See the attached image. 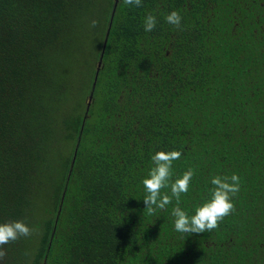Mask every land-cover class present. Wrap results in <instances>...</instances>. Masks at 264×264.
Listing matches in <instances>:
<instances>
[{"label": "trees", "instance_id": "16d2710c", "mask_svg": "<svg viewBox=\"0 0 264 264\" xmlns=\"http://www.w3.org/2000/svg\"><path fill=\"white\" fill-rule=\"evenodd\" d=\"M116 1L0 0V224L36 229L0 264H264V0ZM172 150L189 215L241 178L211 232L175 231V199L145 210Z\"/></svg>", "mask_w": 264, "mask_h": 264}, {"label": "clouds", "instance_id": "9594fccd", "mask_svg": "<svg viewBox=\"0 0 264 264\" xmlns=\"http://www.w3.org/2000/svg\"><path fill=\"white\" fill-rule=\"evenodd\" d=\"M125 5L142 6V0H123ZM165 21L176 30L182 31V16L178 11H171L165 15ZM157 17L149 12L144 18L145 32H152L157 25ZM97 21H91V27L97 26ZM182 153L180 151H157L152 155L153 166L143 179V187L146 195L143 199L145 210L149 214H155L157 210H166L172 204L173 199L176 206L172 209L174 217L175 231L182 234H201L211 232L219 227L225 217L235 212L234 198L241 188V178L238 174L216 175L211 178L212 188L209 189V199L195 209L193 215H189L180 207L182 194H187L194 170L189 168L181 177L173 180V162L179 160ZM170 189V192H162V189ZM36 229L30 227L22 220L10 221L0 224V261L7 255L4 246L18 241L22 237H31ZM28 255V253H25Z\"/></svg>", "mask_w": 264, "mask_h": 264}, {"label": "water", "instance_id": "95a60500", "mask_svg": "<svg viewBox=\"0 0 264 264\" xmlns=\"http://www.w3.org/2000/svg\"><path fill=\"white\" fill-rule=\"evenodd\" d=\"M118 1V0H117ZM116 1V2H117ZM115 6H116V4L114 5V14H115V11H116V9H115ZM114 14H113V16H114ZM110 31V30H109ZM108 37H109V32L107 33V38H106V41H105V46H104V49H103V51H105V47H106V44H107V40H108ZM101 61H102V58H101ZM101 66V63L99 64V67ZM78 149V148H77ZM76 155H77V150H76V153H75V158H74V161H73V165H74V162H75V159H76ZM72 165V166H73Z\"/></svg>", "mask_w": 264, "mask_h": 264}]
</instances>
